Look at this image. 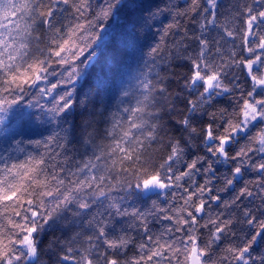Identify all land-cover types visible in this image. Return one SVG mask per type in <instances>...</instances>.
<instances>
[{
  "label": "snow or ice",
  "instance_id": "snow-or-ice-1",
  "mask_svg": "<svg viewBox=\"0 0 264 264\" xmlns=\"http://www.w3.org/2000/svg\"><path fill=\"white\" fill-rule=\"evenodd\" d=\"M0 264H264V0H0Z\"/></svg>",
  "mask_w": 264,
  "mask_h": 264
}]
</instances>
